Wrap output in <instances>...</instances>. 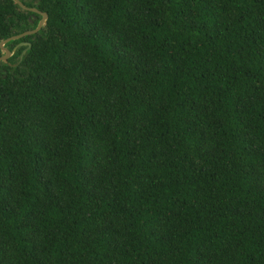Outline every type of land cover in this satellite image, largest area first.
<instances>
[{
  "label": "trees",
  "instance_id": "16d2710c",
  "mask_svg": "<svg viewBox=\"0 0 264 264\" xmlns=\"http://www.w3.org/2000/svg\"><path fill=\"white\" fill-rule=\"evenodd\" d=\"M20 1L0 264H264V0Z\"/></svg>",
  "mask_w": 264,
  "mask_h": 264
},
{
  "label": "water",
  "instance_id": "95a60500",
  "mask_svg": "<svg viewBox=\"0 0 264 264\" xmlns=\"http://www.w3.org/2000/svg\"><path fill=\"white\" fill-rule=\"evenodd\" d=\"M13 1H15L21 8H24V9L25 8H28L30 10H33V11H36V12L40 13V17L37 20V22H36V24H35V26L33 28L23 30V31H21L19 33H16V34L8 35V36H6V37H4L3 39L0 40V49L3 52L2 54H0V59L1 60H4L9 55V53H10V51L6 47H4L2 45L5 41H7L9 39H12V38H17V37H19V36H21L23 34H26V33L35 32L36 30L39 29V27L41 26V24L44 22V20L46 18V12L45 11L38 10L35 7H27L20 0H13ZM24 42L25 41H20L19 43H24ZM27 45H28V43H27ZM24 49H22V51H21V53L19 55V58L21 57V54L24 51Z\"/></svg>",
  "mask_w": 264,
  "mask_h": 264
}]
</instances>
